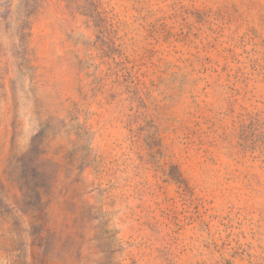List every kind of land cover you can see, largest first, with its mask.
Listing matches in <instances>:
<instances>
[{
	"label": "rangeland",
	"instance_id": "rangeland-1",
	"mask_svg": "<svg viewBox=\"0 0 264 264\" xmlns=\"http://www.w3.org/2000/svg\"><path fill=\"white\" fill-rule=\"evenodd\" d=\"M25 2L0 0V264H264V0Z\"/></svg>",
	"mask_w": 264,
	"mask_h": 264
},
{
	"label": "trees",
	"instance_id": "trees-1",
	"mask_svg": "<svg viewBox=\"0 0 264 264\" xmlns=\"http://www.w3.org/2000/svg\"><path fill=\"white\" fill-rule=\"evenodd\" d=\"M41 0H26L25 2V13L30 14L34 11L35 8H37L38 3ZM25 37L26 34L24 33V26L21 28L20 33V46L22 47L23 56L26 55L24 45H25ZM24 58V57H23ZM23 181H24V188L26 190V200H28L29 206H38L41 202V195L39 192V186L36 183L37 176L35 173L29 174L26 172L22 175Z\"/></svg>",
	"mask_w": 264,
	"mask_h": 264
}]
</instances>
